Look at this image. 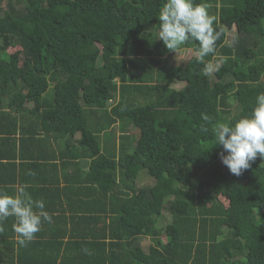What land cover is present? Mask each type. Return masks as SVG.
Instances as JSON below:
<instances>
[{"label":"trees","instance_id":"obj_1","mask_svg":"<svg viewBox=\"0 0 264 264\" xmlns=\"http://www.w3.org/2000/svg\"><path fill=\"white\" fill-rule=\"evenodd\" d=\"M164 2L0 0V51L9 52L0 56L1 98L14 119L34 126L22 129L20 152L35 132L44 142L80 131L100 190L95 202L116 221L109 238L79 241L61 264H264V160L231 174L211 130L248 115L264 92V0H195L221 32L215 55L205 57L220 62L208 75L191 41L180 49L194 55L170 63L176 51L158 40ZM202 113L212 122L207 132ZM91 114L95 130L86 127ZM118 122L133 131L110 133L104 146L102 132ZM163 213L171 220L162 226ZM96 228L71 235L67 247L72 236L96 238ZM142 235L152 241L148 251ZM53 246L45 264L59 258Z\"/></svg>","mask_w":264,"mask_h":264},{"label":"crops","instance_id":"obj_2","mask_svg":"<svg viewBox=\"0 0 264 264\" xmlns=\"http://www.w3.org/2000/svg\"><path fill=\"white\" fill-rule=\"evenodd\" d=\"M7 54L9 52L0 51L2 58ZM1 94L0 190L12 194L18 185L26 184L27 191L33 199L45 201L46 210L52 216V221L42 223L41 231L35 234V238L27 246L18 247L12 230L13 218L9 217L5 220L4 232L0 234V264H45L49 261L48 257L52 255V251L48 250L52 247L47 246L49 244L53 246V241H59V239L64 244L53 247L55 249L60 247L56 264H61L69 254L68 248H78L79 241L88 243L90 240L97 242L105 239L103 237L109 238L108 229L116 222L115 218L112 214L107 215L101 212L95 202V197L96 199L101 197L100 190L98 183L92 179L91 175H88L92 158L86 155L87 150L79 141L80 131H76L72 137L49 134L44 142H37L38 133L35 132L36 134L32 136L33 141L30 140L31 136H27V140L23 141L25 142L23 144H27L24 145V151L21 153L20 133L25 126L32 127L33 130L34 126L30 125V121L28 122L25 118L14 119L9 109V100L6 101L5 97L1 98ZM31 105L32 103H27V106ZM95 120L94 114L89 115L86 127L94 130L100 127V123ZM124 126L121 127L118 122L102 132V144L105 146L110 133L118 138L120 131L128 133L132 130L131 126L126 124ZM118 144L117 139L116 152ZM34 150L38 156L29 158V154H34ZM106 151L111 153L112 150ZM93 225L97 227L94 230H98L96 238L89 235L90 238L87 236L75 239L76 237L72 236L70 239L74 243L71 244L72 247H67L71 235H82L85 232L88 235ZM102 231L104 233H101ZM141 238L146 239L145 242L141 241ZM138 243L145 251H148L152 241L149 236L142 235L139 236ZM70 252L72 253L71 249ZM73 252L78 253V250Z\"/></svg>","mask_w":264,"mask_h":264},{"label":"clouds","instance_id":"obj_3","mask_svg":"<svg viewBox=\"0 0 264 264\" xmlns=\"http://www.w3.org/2000/svg\"><path fill=\"white\" fill-rule=\"evenodd\" d=\"M216 19L209 14L205 4L195 0H165L158 12V40L172 52L193 42L195 58L205 65L204 73L208 75L213 66L205 61V57L215 55L216 41L221 36V32L214 27ZM201 118V129L207 132L211 119L203 113ZM211 130L215 137L213 145L222 147L219 159L231 174L240 176L258 156L264 160V92L256 95L248 115L214 123ZM27 187L26 184L18 185L12 194L0 190V234L4 232V221L12 217V230L18 247L27 246L41 231L42 223L52 221L45 201L33 199Z\"/></svg>","mask_w":264,"mask_h":264},{"label":"rangeland","instance_id":"obj_4","mask_svg":"<svg viewBox=\"0 0 264 264\" xmlns=\"http://www.w3.org/2000/svg\"><path fill=\"white\" fill-rule=\"evenodd\" d=\"M16 6L19 7V3H16ZM234 37V29H230L227 31V38H226V42H230ZM192 55H194L193 52H191V50H183V49H179L176 51L175 55L171 58L170 63L173 65H179L181 63H183L184 61H186L188 58H190ZM220 62H215L212 63L213 69L216 68L219 65ZM173 87H177L179 86V83H174L172 85ZM144 177L140 178L141 179V183H143L145 186H149L151 179L149 178V176H145L144 171H142ZM171 220V217L169 216L168 213H163L162 217L159 219V224L160 225H166L167 223H169ZM164 237V235L162 236V238ZM143 242H145L144 238H141Z\"/></svg>","mask_w":264,"mask_h":264}]
</instances>
